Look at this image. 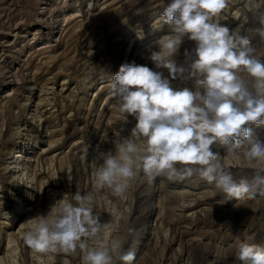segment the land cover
Masks as SVG:
<instances>
[{"label":"rangeland","instance_id":"1","mask_svg":"<svg viewBox=\"0 0 264 264\" xmlns=\"http://www.w3.org/2000/svg\"><path fill=\"white\" fill-rule=\"evenodd\" d=\"M169 2L0 0V264H80L78 255L36 253L22 240L27 220L76 191L101 197L100 220L120 222L134 264H238V242L264 246V197L225 200L199 178L159 177L136 180L121 200L96 189L90 163L80 159L87 148L90 160L98 143L110 149L117 133L134 126L109 98L111 79L124 63L154 68L146 46L169 34L153 27ZM218 18L230 30L243 25L241 35L264 46L245 0H229ZM194 47L185 36L177 62ZM253 134L264 135V127ZM232 171L249 174L237 164Z\"/></svg>","mask_w":264,"mask_h":264},{"label":"clouds","instance_id":"2","mask_svg":"<svg viewBox=\"0 0 264 264\" xmlns=\"http://www.w3.org/2000/svg\"><path fill=\"white\" fill-rule=\"evenodd\" d=\"M228 4L170 0L153 24L157 30L167 26L169 34L146 46L154 68L124 63L112 76L109 98L125 123L129 117L135 123L128 135H115L110 149L93 147L90 160L89 149L83 151L80 159L90 163L96 189L124 200L138 179L151 184L159 177H196L225 200L264 197V135L253 134L254 127H264V46L242 36L243 25L230 30L221 23ZM245 6L264 43V0H245ZM185 36L195 47L185 49L178 63ZM178 77L182 84L174 85ZM233 164L249 174L237 178ZM100 199L92 191H76L71 199L65 193L46 215L27 220L24 244L36 253L78 255L80 264H134L135 249H126L118 235L120 222H101ZM127 232L131 237L136 230ZM236 261L264 264V246L238 242Z\"/></svg>","mask_w":264,"mask_h":264},{"label":"bare ground","instance_id":"3","mask_svg":"<svg viewBox=\"0 0 264 264\" xmlns=\"http://www.w3.org/2000/svg\"><path fill=\"white\" fill-rule=\"evenodd\" d=\"M21 151H22V152H23V151H24V152H25V151H28V150H27V146H25V148H24V149L22 148V149H21ZM21 151H20V152H21ZM19 154H20V153H18V155H16V156H17V158H18ZM27 160H29V159H27ZM17 167H18V166H17ZM26 168H27V167H26ZM22 172H23V171H22ZM22 174H23V173H22ZM25 175H27V173H26ZM17 177H18V176H17ZM29 178H30V179H33V176H32V175H30V176H29ZM27 187H28V188H30V187H31V188H33V189H34V191L36 190L34 185H33V186H31V185H29V184H28V185H27ZM28 191H29V190H28ZM36 191H37V190H36Z\"/></svg>","mask_w":264,"mask_h":264}]
</instances>
